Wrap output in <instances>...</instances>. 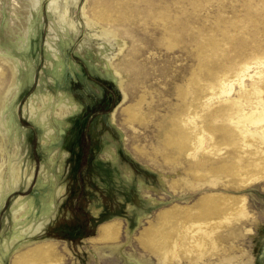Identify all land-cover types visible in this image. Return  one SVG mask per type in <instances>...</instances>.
<instances>
[{
  "label": "rangeland",
  "instance_id": "1",
  "mask_svg": "<svg viewBox=\"0 0 264 264\" xmlns=\"http://www.w3.org/2000/svg\"><path fill=\"white\" fill-rule=\"evenodd\" d=\"M261 4L0 0V264L47 245L36 264H264V176L202 183L201 159L168 142L194 86L205 109L223 102L222 80L230 98L264 100ZM221 147L214 165L233 150ZM206 192L243 197V213L216 228L217 248L163 260L155 230L188 221L161 212Z\"/></svg>",
  "mask_w": 264,
  "mask_h": 264
},
{
  "label": "bare ground",
  "instance_id": "2",
  "mask_svg": "<svg viewBox=\"0 0 264 264\" xmlns=\"http://www.w3.org/2000/svg\"><path fill=\"white\" fill-rule=\"evenodd\" d=\"M200 54L204 55V52ZM208 59L210 63H213V66L216 65L217 62H215L213 57ZM247 67L249 66L244 68ZM221 71L223 72L224 68H222ZM243 73L245 75V71ZM238 74L240 75V73ZM239 77L240 78L237 80L241 83L242 76ZM229 80L226 82L222 80L218 86V90H215L219 91L217 96L220 95V93L225 94L223 102H221L218 107L205 109L203 101L201 100L202 87L194 86L195 88L192 89L193 96L191 97V102L187 103L186 106L177 111L171 118L172 131L168 136V142H171V144L176 146L175 152L178 149V152H186V155L194 158L196 155L201 159L199 166L194 164L193 160L191 162V169L197 173L200 171L199 174L202 175V183L207 182L210 183V185L218 183L219 179L222 177L219 174L221 171L236 174L241 183L246 182L250 178H261L264 176V128L259 130L252 129L253 126L264 125V100L260 96L262 90L258 89L247 92L249 95H247V98L244 101L243 98H230V96H227L232 89V83H229ZM208 86L209 88H212L210 85ZM216 119L221 120V122L214 125V122L211 121H217ZM208 138L210 139V142L207 141ZM221 144H226L233 150L230 155L225 156L226 160L224 162L214 165L209 160L211 156L220 153L222 149ZM245 150L247 152H245ZM240 152L245 153L246 156H239ZM166 156L168 155L166 154ZM176 158L178 159L177 156ZM208 164L210 167H208ZM199 183L200 182L197 181V185H199ZM231 198L232 196L230 195H220L217 194V192L207 193L200 197L198 205L184 207L183 211L182 209L179 211L176 209L163 210L161 216L165 220L173 218L175 214L182 212L184 216H186L185 221L188 222L186 224L176 223V226H174L172 221L168 228L166 227L164 229L155 230L150 240L152 247L156 249L163 260L178 257L180 251L190 252L196 249V255L200 257L203 254V251L210 248L215 249L218 245V241L214 232L217 230L216 228L219 227V224H222L223 221H230L234 213H243L241 209L244 205L243 197H234L235 200L231 202L234 203L233 205L230 204ZM111 225L113 224H104L102 226L104 237H114V230ZM41 247L37 246L30 253L21 256L18 262L30 260V264L38 263L41 252H48L50 245H47L46 248L43 247V249ZM196 250L194 251L196 252Z\"/></svg>",
  "mask_w": 264,
  "mask_h": 264
}]
</instances>
